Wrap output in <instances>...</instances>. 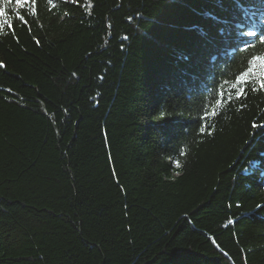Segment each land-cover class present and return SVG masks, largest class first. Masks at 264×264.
Returning a JSON list of instances; mask_svg holds the SVG:
<instances>
[{
	"label": "trees",
	"instance_id": "trees-1",
	"mask_svg": "<svg viewBox=\"0 0 264 264\" xmlns=\"http://www.w3.org/2000/svg\"><path fill=\"white\" fill-rule=\"evenodd\" d=\"M36 7L0 36V264H264V92L202 119L254 54L192 30L210 0Z\"/></svg>",
	"mask_w": 264,
	"mask_h": 264
},
{
	"label": "snow or ice",
	"instance_id": "snow-or-ice-1",
	"mask_svg": "<svg viewBox=\"0 0 264 264\" xmlns=\"http://www.w3.org/2000/svg\"><path fill=\"white\" fill-rule=\"evenodd\" d=\"M210 2L214 5L211 9H193L194 13L205 21L206 26L197 24L192 30L203 41L213 40V33L219 37L230 33L231 38L244 43L245 51L251 50L254 54L242 61L240 69L231 80H225L220 85V91L214 96V103L210 109L205 110L202 117L205 120L215 116L217 110L227 107L229 102L246 98L248 91L264 92V0H210ZM48 3L51 4L52 0H48ZM172 3L175 4L176 0H172ZM36 5L37 0H0V36L14 35L17 21L27 25L28 19L25 14L35 17ZM248 37L255 38V42L245 39ZM257 45L260 51L255 54ZM3 67L4 63L0 62V68ZM252 128L264 130V124L253 123ZM200 131H205L204 125ZM251 163L252 161H249V164ZM256 207L264 208V205L258 204ZM228 223L231 224L232 221ZM172 264L185 262L178 259Z\"/></svg>",
	"mask_w": 264,
	"mask_h": 264
}]
</instances>
